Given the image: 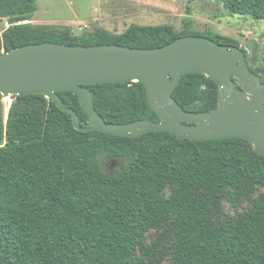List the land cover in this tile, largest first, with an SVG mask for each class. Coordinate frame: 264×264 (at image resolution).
<instances>
[{"label": "trees", "instance_id": "1", "mask_svg": "<svg viewBox=\"0 0 264 264\" xmlns=\"http://www.w3.org/2000/svg\"><path fill=\"white\" fill-rule=\"evenodd\" d=\"M216 1L231 14L264 21V0ZM34 11L35 0H0L7 24L0 54L42 43L157 49L202 37L242 50L259 76L238 41L194 33L188 19L180 33L132 24L118 35L96 29L73 36L67 27L30 24ZM86 89L107 124L158 122L141 83ZM58 96L81 128L91 125L77 95ZM171 98L185 112L209 113L220 95L206 76L187 74ZM11 100L6 115L0 100V264H153L156 245L141 244L152 230L173 240L170 264H264V156L249 143L193 142L164 132L138 138L82 133L43 96ZM259 190L248 213L213 222L223 203L236 209Z\"/></svg>", "mask_w": 264, "mask_h": 264}, {"label": "water", "instance_id": "2", "mask_svg": "<svg viewBox=\"0 0 264 264\" xmlns=\"http://www.w3.org/2000/svg\"><path fill=\"white\" fill-rule=\"evenodd\" d=\"M187 74H201L219 88L217 108L209 113L185 112L171 94ZM141 83L158 122L141 120L107 124L93 110L87 86ZM77 95L91 122L81 128L78 116L64 108L58 93ZM43 96L71 116L74 130L119 138L168 133L180 140L206 142L238 139L264 156V84L251 73L239 48L202 37H180L157 49L117 45L92 47L42 43L0 54V100ZM249 96V100L243 98Z\"/></svg>", "mask_w": 264, "mask_h": 264}, {"label": "rangeland", "instance_id": "3", "mask_svg": "<svg viewBox=\"0 0 264 264\" xmlns=\"http://www.w3.org/2000/svg\"><path fill=\"white\" fill-rule=\"evenodd\" d=\"M184 19L191 22V31L194 33H211L238 41L248 53L250 67L258 70V77L264 79V21L231 14L216 0H35L30 24L57 29L71 27L73 36H81L96 29L118 35L132 24L167 25L180 33ZM6 28L5 20L0 19V33ZM243 100H249V96ZM2 102L6 115L12 100L4 98ZM112 168L113 164H110L107 169L111 171ZM260 193L262 190L242 198L236 209L223 203L221 213L213 217V222L220 223L226 217L248 213ZM161 234V230H152L141 244L144 247L156 245L153 264H170L173 240L169 238L162 241Z\"/></svg>", "mask_w": 264, "mask_h": 264}, {"label": "crops", "instance_id": "4", "mask_svg": "<svg viewBox=\"0 0 264 264\" xmlns=\"http://www.w3.org/2000/svg\"><path fill=\"white\" fill-rule=\"evenodd\" d=\"M39 26H46V25H39ZM67 28H69V29H71V27H67ZM126 28V27H125ZM104 30V29H103ZM104 31H106V30H104ZM106 32H108V31H106ZM109 33V32H108Z\"/></svg>", "mask_w": 264, "mask_h": 264}, {"label": "built area", "instance_id": "5", "mask_svg": "<svg viewBox=\"0 0 264 264\" xmlns=\"http://www.w3.org/2000/svg\"><path fill=\"white\" fill-rule=\"evenodd\" d=\"M4 112H5V109H4Z\"/></svg>", "mask_w": 264, "mask_h": 264}]
</instances>
